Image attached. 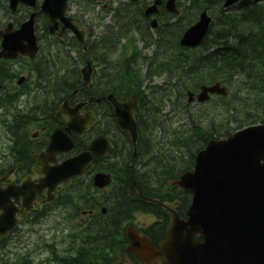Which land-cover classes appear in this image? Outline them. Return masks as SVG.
I'll return each instance as SVG.
<instances>
[{
  "label": "trees",
  "instance_id": "obj_1",
  "mask_svg": "<svg viewBox=\"0 0 264 264\" xmlns=\"http://www.w3.org/2000/svg\"><path fill=\"white\" fill-rule=\"evenodd\" d=\"M191 6L196 9H201L206 4L214 5L216 2L214 0H192ZM198 11L194 12L191 18L185 20L184 18H178L174 23L176 27L171 28L167 31H158L157 37L152 39L153 43L156 45L157 49L154 51L153 56H142L133 55L132 57L126 59L119 68L109 66V73L106 76L108 82L103 83V90L99 87L93 86L91 88H83L78 74V66L73 62V58L70 55H67L61 59L60 68L64 70L63 74H58L59 67H56L52 62L49 64L46 60L41 61L35 64V69L37 71L38 82L46 81L47 84L42 87L43 96L38 100H34L32 106H30L26 111H17L12 112L11 121L7 122L6 127L10 132L11 139V148H9L10 154L12 157L16 156L17 160L20 159L21 153L27 152L31 147V141L28 139L27 134L21 136L19 134L23 125L27 124L26 122L37 120L38 117L47 116L53 118V111L56 108L55 105H52V101L61 97L62 95L69 94L76 89H80L79 96L93 97L92 100H95L97 97H101L108 91H113L118 96L127 95L128 93L136 92L139 93L140 88L143 85V79L137 71L136 67L134 68L132 64L138 62L139 59L143 64L147 65L146 76L153 77L154 74H159L165 72L172 79L176 77L177 80L181 81L180 86L177 88L176 98L180 99L185 95L186 89L189 87L196 88L199 87V84L205 83L209 84L215 80L224 81L228 84L234 82L235 80H244L245 83L250 86H254L256 91L253 92L254 97H261L264 95V3L259 2V0H241V3L237 7V12L223 14L218 19V22L214 25H211L207 39L204 44L208 42L210 47H213L212 51L204 55H196L195 51L190 50L194 55L186 56L185 49L179 47L178 37L183 32L184 28L192 21L195 20V14ZM226 15V16H225ZM113 18L116 21V26H110L109 29H113L105 39H102V43L97 48H90L89 51L92 56V60L95 58L97 60L103 59L106 62H110L107 58L108 53L114 52L117 48L119 41L122 38H129V32H138L140 39L148 43L147 39L152 38V33L149 29V19L144 16L143 10L138 6H133L130 3H126L121 8H116ZM107 30V33H108ZM180 31L179 34L175 35V31ZM106 34V33H105ZM169 40L170 44L167 43ZM75 41V40H74ZM132 43V39H129ZM76 45H80L75 41ZM81 45L79 51L81 49ZM163 49L161 52L158 50ZM179 53H178V52ZM174 53V55H172ZM180 55V57H179ZM188 58V60H187ZM72 60V62H71ZM131 60V64H129ZM180 60L188 65L187 69L183 67L180 69V72L177 75L170 74V71H175L173 65L174 63L180 62ZM171 61V62H170ZM181 62V64H182ZM6 63H3L5 65ZM129 64V65H128ZM126 65L133 67L131 73L127 71ZM178 66V65H177ZM162 67H168L167 71L162 69ZM0 74L5 73L6 69L0 68ZM8 69V68H7ZM185 72L183 73V71ZM113 72V73H111ZM132 74V75H131ZM16 76L14 72L8 73V78ZM1 78L0 75V108H6L15 105L14 102L16 99H10V96L13 95L12 90L5 88L2 89L4 81L6 79V73L3 74ZM7 78V79H8ZM37 82V86L39 83ZM244 85V84H243ZM242 85V88H243ZM151 87H156L151 85ZM39 92V91H38ZM238 98V96H235ZM263 99L257 101L255 105H250V109L256 111L254 114L246 115L244 118H237L235 115L232 118L228 117L226 125L222 127L223 132H219V136L227 135L234 131L236 128H240L250 123H257L258 121L264 122V97ZM49 100V101H48ZM225 105H231L232 99L228 100L223 99ZM93 102V101H92ZM102 107L110 108L109 104L104 101ZM7 106V107H6ZM229 111L231 109L229 108ZM213 113V110L211 111ZM228 113V112H227ZM234 120L235 127H231V121ZM154 122V123H152ZM140 135L143 137V133L152 126V130L161 128V134L163 137H167V131H165V126L162 125V122L158 118L152 119L148 115H142L139 119ZM152 124V125H150ZM159 126L158 128H156ZM194 133L196 137H193V134H189L185 137L182 133V130L175 129L170 130L171 139L174 144H178L180 148L190 151L193 149V152L190 154L189 161L192 162L194 159V154L203 147L209 137L214 136V131L205 130L202 126V122L194 125ZM172 128L171 126H168ZM118 130V128H116ZM151 130V133H152ZM141 148V145H140ZM145 151L141 149V156L137 160L135 157L132 158V151H123L122 154L118 156V167L114 168L111 171L116 172V188L113 192L111 205H109L108 214L104 219L100 218L97 223L89 226L91 229L87 231L88 234L95 235L90 239L91 243L83 244L93 245L97 247L99 244H107L112 240V235L115 234L118 229L119 221L121 217H129L132 215V212L138 209H146L151 212H160L162 214L163 210L159 205H152L147 201H142L137 194H135L134 182L138 183L141 187L143 193L148 196H158L157 192H153V186H155V180L159 181V184L166 181L168 177H175L177 174L181 173L183 170L189 168V165H184L185 156L180 153L178 157L174 156L171 160L169 158L170 154L165 151L164 156L167 158L165 161H156L149 166H141L142 157L145 158L152 154L154 147L147 145ZM29 151V150H28ZM140 155V154H139ZM182 161V163H180ZM188 161V162H189ZM141 167L143 168L141 169ZM153 193H152V192ZM113 197V198H112ZM182 206H186L189 200L187 194H181ZM102 214H97V217H100ZM103 217V216H101ZM166 217V216H165ZM167 223V218L162 222V224H157L152 226V231L157 232L158 227H165ZM159 225V226H158ZM160 227V228H161ZM162 228L158 236L162 233ZM89 230V229H88ZM151 230V229H150ZM79 258V257H78ZM78 258H70L68 262L63 264H73L76 263ZM80 264H85V261H79Z\"/></svg>",
  "mask_w": 264,
  "mask_h": 264
},
{
  "label": "water",
  "instance_id": "obj_2",
  "mask_svg": "<svg viewBox=\"0 0 264 264\" xmlns=\"http://www.w3.org/2000/svg\"><path fill=\"white\" fill-rule=\"evenodd\" d=\"M20 1L11 0L13 5ZM135 1V0H134ZM235 0H228L227 4ZM174 0L168 1V9H173ZM67 0H46L43 6L50 17V30L54 32L58 19L65 23L83 39L86 30H79L72 20L64 18ZM210 17L203 12L200 20L183 35V44L196 45L206 34ZM33 22L30 21L17 32L9 29L3 37L4 57H14L18 53L30 56L36 50V39L32 32ZM26 40V43L23 42ZM85 82L91 73L90 68L84 71ZM223 93L224 89L216 84L204 87L200 98L206 97L208 91ZM114 106L118 122L122 129L130 131L133 140L136 139V123L134 114L139 113L134 100L122 102L109 96ZM57 117L77 131L80 136L87 128V122L79 125L77 115L72 109L64 106L57 112ZM90 123V122H89ZM48 150L38 156V166L35 173L44 174L40 184L26 182L23 186L10 185L8 189L0 187V235H4L16 224L14 199L19 202L24 198L27 210L35 200V194L43 187L54 190L59 182L65 184L75 174L81 176L84 167L92 159L90 153L58 164L57 155L69 152L72 141L60 128L52 135ZM97 155L107 150L98 146L91 147ZM51 163H54L52 165ZM194 171H189L177 182L183 188L193 191V200L186 212L188 220L181 219L175 210V204L160 203L168 209L170 223L166 241L161 248L167 259L157 262L158 251L150 247L139 250V257L147 264H264V124L246 127L223 141L211 140L206 149L197 155ZM99 185L104 181L98 180ZM175 182H173L174 184ZM137 193L142 196L139 189ZM151 202H158L148 198ZM25 210H21L24 215ZM203 238L200 242L197 238Z\"/></svg>",
  "mask_w": 264,
  "mask_h": 264
},
{
  "label": "rangeland",
  "instance_id": "obj_3",
  "mask_svg": "<svg viewBox=\"0 0 264 264\" xmlns=\"http://www.w3.org/2000/svg\"><path fill=\"white\" fill-rule=\"evenodd\" d=\"M98 20H95V22L92 24L94 29H95V35H93L92 37H95L96 34L100 33L101 31V28L103 27V22L100 23H97ZM73 54V52H72ZM16 68H19L20 65H16L15 66ZM26 74V73H25ZM159 81H161V79H159ZM5 137H4V134H3V131H2V128H0V157H1V154H3V143H4V140ZM64 214V212H60L59 210H55L53 211L50 216H48L47 218H45L41 223V227L44 228V229H47V228H50L51 226H55V225H59L61 224V215ZM138 219L139 220H142V221H150L152 219V216H150L149 214H146L144 213L143 215L142 214H138ZM59 236H61V232L58 233ZM39 237L40 235L39 234H29V233H26L24 232V236L22 235V238H21V241L19 242H16V243H13V246H9L7 248L8 252L11 253V252H14L17 250V248L20 246V244L22 243H26L28 240L30 242H34V243H38L40 242L39 240ZM51 238L49 237L48 240H50ZM5 252V251H4ZM40 261V259H38L37 263Z\"/></svg>",
  "mask_w": 264,
  "mask_h": 264
},
{
  "label": "flooded vegetation",
  "instance_id": "obj_4",
  "mask_svg": "<svg viewBox=\"0 0 264 264\" xmlns=\"http://www.w3.org/2000/svg\"><path fill=\"white\" fill-rule=\"evenodd\" d=\"M117 263L118 264H136V261L131 255L122 253V255L118 257Z\"/></svg>",
  "mask_w": 264,
  "mask_h": 264
}]
</instances>
